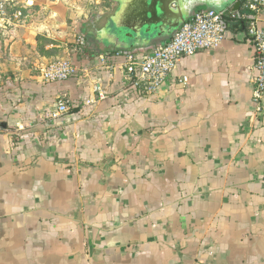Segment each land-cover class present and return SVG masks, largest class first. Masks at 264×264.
Wrapping results in <instances>:
<instances>
[{"label": "crops", "instance_id": "0c3cea01", "mask_svg": "<svg viewBox=\"0 0 264 264\" xmlns=\"http://www.w3.org/2000/svg\"><path fill=\"white\" fill-rule=\"evenodd\" d=\"M210 9L229 13L221 0L194 12ZM240 13L153 97L126 71L153 50L83 51L66 81L0 84V264H264V98L247 33L264 13ZM98 83L107 97L86 104ZM58 98L71 110L50 123Z\"/></svg>", "mask_w": 264, "mask_h": 264}, {"label": "built area", "instance_id": "2783aa9c", "mask_svg": "<svg viewBox=\"0 0 264 264\" xmlns=\"http://www.w3.org/2000/svg\"><path fill=\"white\" fill-rule=\"evenodd\" d=\"M246 10L260 15L264 13V0H243ZM16 0H0V22L10 18ZM224 12L215 10L198 11L187 20L163 47L140 56H130L127 64V77L133 88L145 97H153L168 80L179 61L200 51L216 48L225 39ZM17 17V15H16ZM247 33L255 48V73L253 76V99L260 104L264 98V28L256 20L247 24ZM77 73V68L68 58H59L42 65L38 77L43 83L62 82ZM181 83L188 84L189 78L182 77ZM95 99L86 100L92 104L104 100L107 94L100 83L95 87ZM71 106L64 98H58L55 109L49 114L48 121L54 123L70 112ZM20 129L23 127L19 126Z\"/></svg>", "mask_w": 264, "mask_h": 264}, {"label": "rangeland", "instance_id": "374dc122", "mask_svg": "<svg viewBox=\"0 0 264 264\" xmlns=\"http://www.w3.org/2000/svg\"><path fill=\"white\" fill-rule=\"evenodd\" d=\"M77 1L16 0L10 18L0 22V84L19 76L29 78L55 59L72 61L82 54L92 21L99 15L107 16L116 4L112 0H84L88 11L77 14L73 8Z\"/></svg>", "mask_w": 264, "mask_h": 264}, {"label": "water", "instance_id": "95a60500", "mask_svg": "<svg viewBox=\"0 0 264 264\" xmlns=\"http://www.w3.org/2000/svg\"><path fill=\"white\" fill-rule=\"evenodd\" d=\"M116 8L103 19L97 28L90 26L88 40L83 51L130 55L149 49L163 47L170 37L195 15V8L203 0H112ZM228 9L226 17L242 18L240 8L243 0H221ZM213 10V9H210ZM225 30L230 24L224 21ZM87 31V30H86ZM86 38V37H85ZM159 44V45H158ZM98 50V51H96ZM151 50V51H152Z\"/></svg>", "mask_w": 264, "mask_h": 264}, {"label": "flooded vegetation", "instance_id": "af4514ba", "mask_svg": "<svg viewBox=\"0 0 264 264\" xmlns=\"http://www.w3.org/2000/svg\"><path fill=\"white\" fill-rule=\"evenodd\" d=\"M103 21V19H99V20H95V21H92V24H91V28L94 27V28H97L100 23ZM91 32V29H87L86 31V40H88L89 38V33ZM84 44V43H83ZM85 45V44H84Z\"/></svg>", "mask_w": 264, "mask_h": 264}, {"label": "trees", "instance_id": "16d2710c", "mask_svg": "<svg viewBox=\"0 0 264 264\" xmlns=\"http://www.w3.org/2000/svg\"><path fill=\"white\" fill-rule=\"evenodd\" d=\"M224 21H226L227 23H229L230 22V19H229V17H226V15L224 16ZM85 52V51H84Z\"/></svg>", "mask_w": 264, "mask_h": 264}]
</instances>
